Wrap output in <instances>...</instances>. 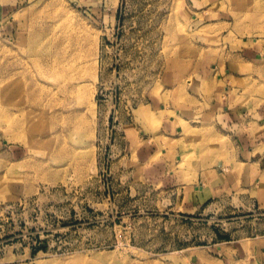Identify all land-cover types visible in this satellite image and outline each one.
<instances>
[{"label":"rangeland","instance_id":"374dc122","mask_svg":"<svg viewBox=\"0 0 264 264\" xmlns=\"http://www.w3.org/2000/svg\"><path fill=\"white\" fill-rule=\"evenodd\" d=\"M2 9L0 264H187L192 246L264 228L247 196L195 203L147 173L165 161L216 165L231 148L207 114L167 139L168 124L151 121L172 114L175 90L205 58L264 47V0H0ZM55 52L79 55L82 68L75 99L52 105ZM252 66L247 85L264 86V61Z\"/></svg>","mask_w":264,"mask_h":264},{"label":"crops","instance_id":"0c3cea01","mask_svg":"<svg viewBox=\"0 0 264 264\" xmlns=\"http://www.w3.org/2000/svg\"><path fill=\"white\" fill-rule=\"evenodd\" d=\"M252 42V52L240 49L228 52L227 56L205 58L203 62L208 67L199 69L186 79V86L179 85L175 90L173 101L179 104L174 106L172 114L165 116L163 122L161 112L158 118L152 117V128L159 123L168 124L164 132L160 130V135L167 139L171 138L172 130L178 134L184 124L199 114H207L231 140V148L226 149L224 158L216 165L190 170L169 168L165 161L163 166L158 163L160 168H147V173L155 175L164 186L182 191L195 203L225 194H240L264 210V86L255 85L251 89L247 85L252 74L257 79L252 65L255 60L264 61V47L257 40ZM165 108V104H160L161 111ZM161 149L166 154L167 149ZM179 158L177 154V161ZM187 264H264V228L254 236L216 238L211 243L192 246Z\"/></svg>","mask_w":264,"mask_h":264},{"label":"bare ground","instance_id":"6f19581e","mask_svg":"<svg viewBox=\"0 0 264 264\" xmlns=\"http://www.w3.org/2000/svg\"><path fill=\"white\" fill-rule=\"evenodd\" d=\"M253 3V2H252ZM255 5V4H253ZM256 7V5H255ZM248 8V7H247ZM251 8V7H250ZM249 9V8H248ZM247 9V10H248ZM251 11V10H249ZM247 14V13H245ZM251 14V13H248ZM237 21V20H236ZM254 22V21H253ZM252 24V23H251ZM80 60L79 55H71L66 53L55 52L52 54L51 59L47 65L50 71V76L55 80L52 84L55 91L50 95V103L57 105L58 103H68L70 100H74L76 96V90L79 89L76 86L75 76L81 70V66L78 64ZM8 75V74H7ZM5 79V80H4ZM2 81L3 86L8 85L9 77H5ZM5 81V82H4ZM34 84L31 83L28 86H23V89L29 90ZM6 98L11 93L9 87H2ZM70 98V99H68ZM69 100V101H68ZM67 105V104H66ZM64 152V151H63ZM66 152V150H65Z\"/></svg>","mask_w":264,"mask_h":264}]
</instances>
